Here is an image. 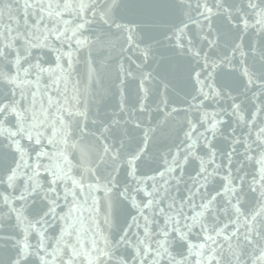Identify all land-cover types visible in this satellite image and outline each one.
<instances>
[{
    "label": "snow or ice",
    "instance_id": "6c2138e0",
    "mask_svg": "<svg viewBox=\"0 0 264 264\" xmlns=\"http://www.w3.org/2000/svg\"><path fill=\"white\" fill-rule=\"evenodd\" d=\"M0 264H264V0H0Z\"/></svg>",
    "mask_w": 264,
    "mask_h": 264
}]
</instances>
